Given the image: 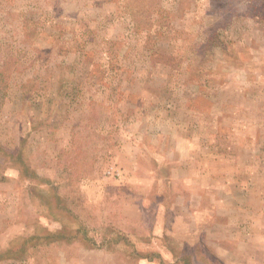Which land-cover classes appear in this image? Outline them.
Wrapping results in <instances>:
<instances>
[{"label":"rangeland","instance_id":"rangeland-1","mask_svg":"<svg viewBox=\"0 0 264 264\" xmlns=\"http://www.w3.org/2000/svg\"><path fill=\"white\" fill-rule=\"evenodd\" d=\"M0 264H264V0H0Z\"/></svg>","mask_w":264,"mask_h":264}]
</instances>
